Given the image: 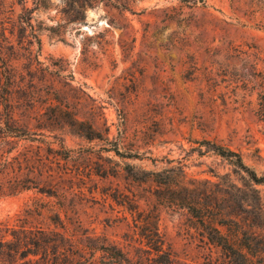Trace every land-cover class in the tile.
Wrapping results in <instances>:
<instances>
[{"label": "rangeland", "instance_id": "374dc122", "mask_svg": "<svg viewBox=\"0 0 264 264\" xmlns=\"http://www.w3.org/2000/svg\"><path fill=\"white\" fill-rule=\"evenodd\" d=\"M82 1L0 0V217L70 264H264V184L207 142L264 174V0Z\"/></svg>", "mask_w": 264, "mask_h": 264}, {"label": "trees", "instance_id": "16d2710c", "mask_svg": "<svg viewBox=\"0 0 264 264\" xmlns=\"http://www.w3.org/2000/svg\"><path fill=\"white\" fill-rule=\"evenodd\" d=\"M36 1L42 5L46 2V0ZM179 1L189 5L206 2V0ZM93 4V0L82 1V6ZM127 5L124 4V7L127 8ZM258 111L264 115V105ZM207 140L210 149L238 164L247 171L255 183L264 184V174H259L257 170L248 165L240 151L217 141ZM51 233L53 232L45 229H33L26 225L16 226L10 223L9 219L0 217V264H70L71 261L65 260L67 242L63 239L64 236L58 237L55 233H53L54 235ZM93 247L102 248L111 257V264H132L126 253L116 245L98 247L95 244ZM82 249H85V246H82ZM82 256L85 257L84 254Z\"/></svg>", "mask_w": 264, "mask_h": 264}]
</instances>
